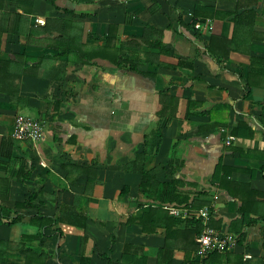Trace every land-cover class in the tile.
Segmentation results:
<instances>
[{"label":"crops","instance_id":"0c3cea01","mask_svg":"<svg viewBox=\"0 0 264 264\" xmlns=\"http://www.w3.org/2000/svg\"><path fill=\"white\" fill-rule=\"evenodd\" d=\"M0 264H264V0H0Z\"/></svg>","mask_w":264,"mask_h":264},{"label":"built area","instance_id":"2783aa9c","mask_svg":"<svg viewBox=\"0 0 264 264\" xmlns=\"http://www.w3.org/2000/svg\"><path fill=\"white\" fill-rule=\"evenodd\" d=\"M37 23L44 25L45 21L42 18H37ZM43 133V125L39 122L31 120L29 118L19 116L15 120V131L13 137L17 140H38ZM234 137L228 136V142L230 143ZM169 214L174 216H180L181 212L184 215H188L192 212L191 209H180L173 206H164ZM195 215L203 220L204 228L201 233L196 237L197 251L196 255L201 260L208 257L213 252H225L232 249L237 244V239L233 235L224 234L223 232L216 231L208 226L207 222L210 217V211L208 207H205L195 212Z\"/></svg>","mask_w":264,"mask_h":264},{"label":"trees","instance_id":"16d2710c","mask_svg":"<svg viewBox=\"0 0 264 264\" xmlns=\"http://www.w3.org/2000/svg\"><path fill=\"white\" fill-rule=\"evenodd\" d=\"M156 47H157V48L159 47V43L156 45ZM160 47H161V46H160ZM161 51H162V50H161ZM164 51H165V49H164V47H163V52H164ZM131 69L136 70V69H137V65H136V64H135V65H131ZM163 125H164V124L160 125L159 131H161V128L163 127ZM234 134L237 135V132L234 131ZM160 139H161V137H160V133H159V136L157 137V142H156V145H155L156 148L159 147ZM156 148H155V149H156ZM140 173L143 175V182H142V183H146V182H148V181L151 179V177H150L149 175H147L143 170H141ZM142 185H144V184H142ZM19 206H24V205H23V204H19ZM199 223H200V222H199ZM199 233H200V232H199ZM217 253H219V252H213V253L209 254L208 256H210V255H212V254H217ZM207 258H208V257H207Z\"/></svg>","mask_w":264,"mask_h":264}]
</instances>
